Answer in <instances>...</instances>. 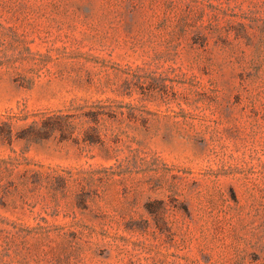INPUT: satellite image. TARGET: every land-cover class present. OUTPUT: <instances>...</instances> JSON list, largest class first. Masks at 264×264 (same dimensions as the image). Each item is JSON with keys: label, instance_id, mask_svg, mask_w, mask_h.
<instances>
[{"label": "rangeland", "instance_id": "1", "mask_svg": "<svg viewBox=\"0 0 264 264\" xmlns=\"http://www.w3.org/2000/svg\"><path fill=\"white\" fill-rule=\"evenodd\" d=\"M0 264H264V0H0Z\"/></svg>", "mask_w": 264, "mask_h": 264}, {"label": "trees", "instance_id": "2", "mask_svg": "<svg viewBox=\"0 0 264 264\" xmlns=\"http://www.w3.org/2000/svg\"><path fill=\"white\" fill-rule=\"evenodd\" d=\"M51 119L46 118L43 120L42 124L37 126L36 124H31L30 126L23 129V134L20 135L21 138H27L30 140H41L44 138H49L54 132L57 130H61L62 128L55 122H51ZM67 138V137H64ZM84 140L90 142H96L97 139L94 137H89L88 135H84ZM150 206V205H148ZM150 208V207H149Z\"/></svg>", "mask_w": 264, "mask_h": 264}]
</instances>
